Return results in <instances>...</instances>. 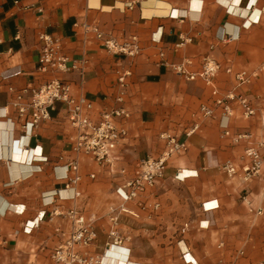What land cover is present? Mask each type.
Instances as JSON below:
<instances>
[{
    "label": "crops",
    "instance_id": "0c3cea01",
    "mask_svg": "<svg viewBox=\"0 0 264 264\" xmlns=\"http://www.w3.org/2000/svg\"><path fill=\"white\" fill-rule=\"evenodd\" d=\"M95 27L120 42L138 36L140 53L109 51ZM41 33L61 38L64 52L81 69L39 72ZM207 59L221 66L213 78L220 96L232 91L246 96L255 115L244 116L237 103L228 115L215 104L202 74ZM263 61L264 0H0V264H54L53 251L72 231L73 209L97 232L81 250L103 252L110 241L111 207L121 205L139 216L120 215L129 257L114 250L119 258L107 264H189L182 247L199 264L264 259V214L257 213L264 208V168L249 179L243 171L246 148L264 140V71L240 88L235 78ZM180 62L196 73L195 81L177 73ZM123 72L130 75L120 102ZM54 77L93 100L95 119L106 109L129 110V118L116 120L129 133L112 168L73 150L77 131L63 102L50 120L25 134L9 87L22 91ZM203 104L214 109L212 116L202 114ZM196 124L199 129L187 137ZM225 130H250L252 137L235 143ZM164 132L187 140L189 148L170 159L165 176L141 197L159 202V209H142L137 201H124L117 188L141 160L163 152ZM74 160L81 175L75 198L61 179ZM180 169L188 174L184 179L176 178Z\"/></svg>",
    "mask_w": 264,
    "mask_h": 264
},
{
    "label": "built area",
    "instance_id": "2783aa9c",
    "mask_svg": "<svg viewBox=\"0 0 264 264\" xmlns=\"http://www.w3.org/2000/svg\"><path fill=\"white\" fill-rule=\"evenodd\" d=\"M93 29L97 33L98 38L103 41L105 48L111 52L136 56L141 51L139 38L136 35L131 36L124 42H120L113 37L105 36L97 27ZM40 41L41 48L37 68L39 72H71L81 69L79 61L71 60L64 52V44L61 38L49 33H41ZM220 67L212 60L207 59L202 71L207 84L212 88L215 104L221 106L228 115L234 114V103H237L242 108L244 116L251 117L255 115L256 110L246 96L235 91L229 92L223 97L220 96L219 90L213 81ZM175 68L177 73L184 75L187 81L193 82L196 80V73L189 72L185 68L184 62L175 64ZM227 71L232 72V69L228 68ZM263 71L264 61L252 73L246 71L236 72L237 88L252 83L254 77ZM129 75L130 72H123L119 76L118 82L122 89L121 95L118 97L120 102L123 101L126 93L127 77ZM9 91L11 93L10 105L18 113L25 134L32 135L37 128L50 120L52 118L51 111L55 109L57 102H63L67 120L77 131L76 136L73 138V150L77 154L91 156L101 166H109L111 168L116 160L119 159L117 154L118 147L127 138L129 132L126 127L119 126L116 120L130 117L131 114L125 107L103 110L100 116L95 119L92 117L93 100L84 94L73 93L69 82L56 77L42 81L38 85H31L22 91L10 86ZM201 112L204 116H212L214 109L203 104ZM198 129L199 125L196 124L186 133L187 137H190ZM224 135L232 138L235 143H239L244 139L251 138L252 132L250 130H237L235 132L225 130ZM161 138L165 141L163 152L158 157H148L141 160L132 175L127 177L123 184L117 188L118 195L124 201H137L142 209L150 207L153 210L159 209V202L149 204L147 201L142 200L141 197L146 195L165 176L170 159L175 155L185 153L189 148L187 140H182L172 133L164 132L161 134ZM32 150L35 149L32 148ZM41 153H36L34 156L40 157ZM245 156L248 158V163L243 167L245 179L261 174L264 168V140L258 143L251 142L245 150ZM230 171L234 172V169L230 168ZM79 172V163L74 160L65 166V173L61 177L65 182V189L73 190V198L80 195L77 190V184L81 179ZM184 172L185 170H178L176 178L184 179L188 175L184 174ZM123 173H125V170H123ZM92 176L94 177V175ZM110 213L112 222V228L109 233L110 241L103 252H92L90 250H81V248L90 246L96 240L97 232L86 222L84 215L80 214L76 209L71 210L73 228L66 241L53 251L54 264H107L108 259L119 258L112 254L114 250H119L122 257L128 252L127 257H129L130 249L125 245L126 238L119 231L118 223L122 213H131L135 216H139V214L124 205L120 207L112 206ZM257 213L264 214V208L258 209ZM34 226L35 222L27 224L26 229L31 231ZM188 227V224H186L183 227V231ZM182 242L181 240L180 243ZM182 252L187 263L199 264V261L191 256L188 248L182 247ZM241 253L243 254L244 252L242 251ZM251 264H264V259Z\"/></svg>",
    "mask_w": 264,
    "mask_h": 264
},
{
    "label": "bare ground",
    "instance_id": "6f19581e",
    "mask_svg": "<svg viewBox=\"0 0 264 264\" xmlns=\"http://www.w3.org/2000/svg\"><path fill=\"white\" fill-rule=\"evenodd\" d=\"M23 155V154H22ZM31 166V165H30Z\"/></svg>",
    "mask_w": 264,
    "mask_h": 264
}]
</instances>
